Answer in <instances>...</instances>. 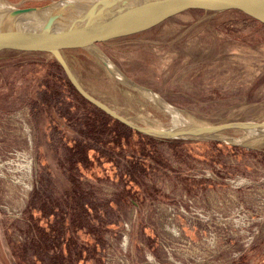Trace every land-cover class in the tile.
Wrapping results in <instances>:
<instances>
[{
    "label": "rangeland",
    "instance_id": "rangeland-1",
    "mask_svg": "<svg viewBox=\"0 0 264 264\" xmlns=\"http://www.w3.org/2000/svg\"><path fill=\"white\" fill-rule=\"evenodd\" d=\"M63 55L135 123H175L145 89L196 124L264 119V26L231 10ZM130 130L50 55L0 53V264H264V136Z\"/></svg>",
    "mask_w": 264,
    "mask_h": 264
},
{
    "label": "water",
    "instance_id": "water-1",
    "mask_svg": "<svg viewBox=\"0 0 264 264\" xmlns=\"http://www.w3.org/2000/svg\"><path fill=\"white\" fill-rule=\"evenodd\" d=\"M190 10L236 11L264 26V0H55L38 7H9L0 14V53H42L53 57L69 83L87 102L127 128L160 140L210 139L240 130L264 136V119L214 124L185 121L165 127L135 123L90 94L64 58L67 50H91L104 43L147 31ZM44 15V20H38ZM31 16L37 21L26 23Z\"/></svg>",
    "mask_w": 264,
    "mask_h": 264
},
{
    "label": "bare ground",
    "instance_id": "bare-ground-1",
    "mask_svg": "<svg viewBox=\"0 0 264 264\" xmlns=\"http://www.w3.org/2000/svg\"><path fill=\"white\" fill-rule=\"evenodd\" d=\"M67 1H77V0H67ZM10 6L8 5H4V4H1L0 3V14L4 11H6ZM37 18L36 16H31L30 19H27V17H25V20L26 21H22V22H26V23H32V22H36L37 21ZM44 20V15L41 19L38 20L39 23H42ZM111 68V67H110ZM112 70V68H111ZM116 74H118V76H121L119 75V73L117 71H114ZM143 93L151 100L153 101L154 103H156L157 105H159L163 110H165L170 116L173 117V119L175 120V123L171 122V125L172 124H178L180 122H185L187 121L181 114V112L171 106L170 104L166 103L164 100H162L157 94H155L154 92L152 91H149L147 89L143 90ZM245 133V132H244ZM247 135H250L248 133H245Z\"/></svg>",
    "mask_w": 264,
    "mask_h": 264
},
{
    "label": "trees",
    "instance_id": "trees-1",
    "mask_svg": "<svg viewBox=\"0 0 264 264\" xmlns=\"http://www.w3.org/2000/svg\"><path fill=\"white\" fill-rule=\"evenodd\" d=\"M233 12H235V13H237V14H239V15H241V16H243L241 13H239V12H236V11H233ZM56 61V60H55ZM131 131V133L133 134V133H136L137 134V132H135L134 130H130Z\"/></svg>",
    "mask_w": 264,
    "mask_h": 264
}]
</instances>
